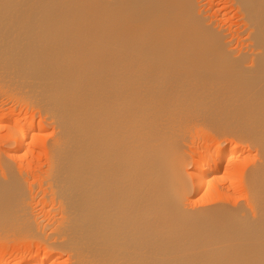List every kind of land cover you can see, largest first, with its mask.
<instances>
[{
	"label": "bare ground",
	"instance_id": "bare-ground-1",
	"mask_svg": "<svg viewBox=\"0 0 264 264\" xmlns=\"http://www.w3.org/2000/svg\"><path fill=\"white\" fill-rule=\"evenodd\" d=\"M1 132L0 264H264V0H0Z\"/></svg>",
	"mask_w": 264,
	"mask_h": 264
},
{
	"label": "rangeland",
	"instance_id": "rangeland-1",
	"mask_svg": "<svg viewBox=\"0 0 264 264\" xmlns=\"http://www.w3.org/2000/svg\"><path fill=\"white\" fill-rule=\"evenodd\" d=\"M222 4H223V2H222ZM230 13H231V14H230ZM233 13H234V14H233ZM236 17L238 18V16H237L235 10L229 8V13L227 14V17H225V18H226L227 23H230V21H231V23H232V28H233V29H235V28L238 27V24H237V23H239V19H235ZM229 20H230V21H229ZM235 21H237V22L235 23ZM233 22H234V25H233ZM234 26H237V27L234 28ZM8 105H10V107H11L12 104L10 103V104H8ZM18 110H19V108H18ZM1 133H2V132H1ZM1 135H3V133L0 134V136H1ZM3 146H4V145H3ZM0 149H3V148L0 146ZM18 165H19V164H18ZM32 165H33V163H32ZM34 165H36V167H34V168H32V169L35 170V171H33V170L31 169V171L33 172V174H35V172H37L36 170L40 168V167H39V164L37 165V164L34 163ZM16 166H17V165H16ZM17 167H18V166H17ZM38 167H39V168H38ZM33 174H31V175L29 174V175H30V179H33V178L31 177ZM28 177H29V176H28ZM12 245H13V244L10 243V244H8L7 247L10 246L8 249L10 250V248H11V252L14 253V252L16 251V249H17V246H18L19 244L16 245V243H15L14 245H16V246H12ZM12 247H13V248H12ZM18 247H19V246H18ZM14 248H15V250L12 251V249H14ZM9 250H8V251H9ZM8 251H7V252H8Z\"/></svg>",
	"mask_w": 264,
	"mask_h": 264
}]
</instances>
